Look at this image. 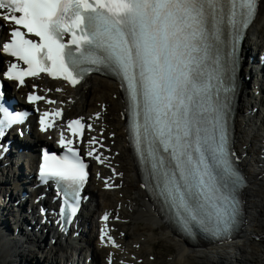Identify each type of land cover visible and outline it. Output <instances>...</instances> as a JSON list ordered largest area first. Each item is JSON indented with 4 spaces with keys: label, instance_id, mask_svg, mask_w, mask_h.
I'll use <instances>...</instances> for the list:
<instances>
[{
    "label": "snow or ice",
    "instance_id": "obj_1",
    "mask_svg": "<svg viewBox=\"0 0 264 264\" xmlns=\"http://www.w3.org/2000/svg\"><path fill=\"white\" fill-rule=\"evenodd\" d=\"M257 12V0H0V27L10 37L0 40V50L27 66L10 63L3 76L23 85L25 77L46 73L76 86L87 73H114L129 97L133 147L145 172L140 186L163 200L187 235L226 241L245 222L247 182L229 121L238 45ZM4 112L9 119L0 129L22 122ZM61 116L60 110L43 112L40 130ZM82 120L68 121L72 137L92 130ZM58 142L67 154L45 152L39 173L43 183L66 186L68 223L89 173L73 139L61 131ZM87 143L103 146L95 136ZM85 154L103 163L94 147Z\"/></svg>",
    "mask_w": 264,
    "mask_h": 264
},
{
    "label": "bare ground",
    "instance_id": "obj_2",
    "mask_svg": "<svg viewBox=\"0 0 264 264\" xmlns=\"http://www.w3.org/2000/svg\"><path fill=\"white\" fill-rule=\"evenodd\" d=\"M257 50L261 52L258 59ZM243 51L248 53L247 58L253 57L254 62L243 69L248 81H243L241 85L234 122L236 150L249 182L244 192L247 219L237 237L217 243L199 241L189 244L160 215L162 211L156 206L153 194L140 186L144 179L127 140L126 107L116 81L92 76L82 85L72 88L60 81L40 78L28 82L21 90L26 92L33 87L51 90L66 118L81 115L91 117L95 127L92 136L103 138L109 151L103 152V148L99 151L103 163L96 166L88 186L91 201L90 208L80 218L83 227H78L67 237L57 234L56 229H48V239L44 230H37L27 220L26 209L28 217L35 213V209L29 213L30 206L24 208L26 199L23 201L21 198L22 190L18 184L11 182L15 177L11 176L12 167L7 168L5 161L0 162V200L3 199L1 207L4 208L3 211L0 209V264H26L31 257L46 261V264L67 263L71 258V244L77 249L81 247L85 264L87 259L92 264H108L109 259L113 260L112 264H121V261L123 264H264V215L260 213L261 209L264 210V67L261 69L260 66L264 52V0H261L258 15L247 33ZM6 59L0 52V69ZM98 112L99 119L93 118ZM110 134L114 136L112 139ZM40 137L46 139L44 135ZM17 143L19 148L29 146L35 150L29 138L26 142L17 140ZM36 151L35 156L38 157ZM14 159L13 162L16 161ZM32 160L33 157L30 162ZM25 169L23 167L21 170ZM98 173H101L100 179L96 177ZM104 180L118 188L105 190ZM30 192L32 199H35L36 192ZM15 208L19 210L16 212ZM105 212L120 219V222L113 224L119 248L98 241L97 221ZM77 232L80 233L79 237L74 236ZM248 235L253 237L249 236V241L243 238ZM253 240H257V244ZM160 242L173 250L172 256L155 252ZM254 250L256 257L251 261L247 257Z\"/></svg>",
    "mask_w": 264,
    "mask_h": 264
},
{
    "label": "rangeland",
    "instance_id": "obj_3",
    "mask_svg": "<svg viewBox=\"0 0 264 264\" xmlns=\"http://www.w3.org/2000/svg\"><path fill=\"white\" fill-rule=\"evenodd\" d=\"M261 48V47H260ZM260 51V50H259ZM258 50L256 51V54H260L261 52H259ZM258 58V57H257ZM260 110V109H259ZM110 122H112V121H110ZM108 125L110 126V127H112V124L111 123H109L108 122ZM114 136L113 135H111L110 136V138L112 139ZM1 203L3 204V199H1L0 200V209H1V211H3V207H1ZM260 213L262 214V215H264V210L263 209H261V211H260ZM97 217V216H96ZM132 225V224H131ZM1 228V227H0ZM249 236H251V235H248V236H245V237H243V238H245V239H247L248 241H249ZM252 237V236H251ZM253 238V237H252ZM252 242H255L256 244H257V240L256 241H252ZM252 245H254V244H252ZM22 252V251H21ZM155 252L156 253H161L162 255H165V256H172L173 255V250H171V249H169V247H168V245H166L165 243H163V242H160V244H158L157 245V247L155 248ZM256 250H254L253 251V253H251L250 255H248V257L247 258H249L251 261L253 260V259H255V257H256ZM233 254H234V252H233ZM250 261V262H251ZM47 262L46 261H38V259H37V257H31L27 262H26V264H46ZM116 264V263H115ZM238 264H240L239 262H238Z\"/></svg>",
    "mask_w": 264,
    "mask_h": 264
}]
</instances>
